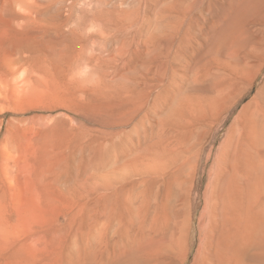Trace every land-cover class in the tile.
I'll return each instance as SVG.
<instances>
[{
  "label": "rangeland",
  "instance_id": "374dc122",
  "mask_svg": "<svg viewBox=\"0 0 264 264\" xmlns=\"http://www.w3.org/2000/svg\"><path fill=\"white\" fill-rule=\"evenodd\" d=\"M263 86L264 0H0V264H264Z\"/></svg>",
  "mask_w": 264,
  "mask_h": 264
},
{
  "label": "bare ground",
  "instance_id": "6f19581e",
  "mask_svg": "<svg viewBox=\"0 0 264 264\" xmlns=\"http://www.w3.org/2000/svg\"><path fill=\"white\" fill-rule=\"evenodd\" d=\"M261 91L263 93L262 94L263 96L260 99H258V98L256 99V101H255L256 102L255 103V108L251 112V114L249 115V113L246 112L247 110H249V108L248 109L246 108V110L244 112L245 119H244L243 128H245V127H251V126L252 127H256L258 125V119L264 121V86L261 89ZM262 251H264V250H262ZM216 257H217V254H216V256L215 255L212 256V258H215V259H216ZM262 262L264 263V257L262 259Z\"/></svg>",
  "mask_w": 264,
  "mask_h": 264
}]
</instances>
